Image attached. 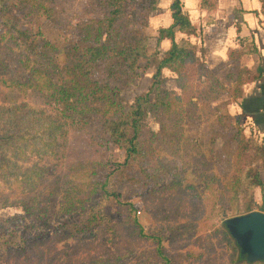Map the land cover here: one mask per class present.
I'll return each instance as SVG.
<instances>
[{"label": "trees", "instance_id": "1", "mask_svg": "<svg viewBox=\"0 0 264 264\" xmlns=\"http://www.w3.org/2000/svg\"><path fill=\"white\" fill-rule=\"evenodd\" d=\"M156 3L90 0L84 3L88 17L75 24L76 40L46 54L31 85L35 102L84 133L90 147L113 146L123 160L71 167L60 186L49 184L53 190L19 200L24 223L0 218V264H249L216 221L228 211H255L254 192L264 186V140L246 138L242 116L227 110L241 99L244 86L258 79L240 65L243 56L257 54L256 47L238 38V48L227 56L229 71L216 77L196 43L174 41L175 28L200 38L203 30L172 0V23L156 38L157 45L168 40L169 48L147 55L144 28ZM199 8L210 12L214 0H200ZM43 11L40 0H0V73L15 87L21 66L11 72V65L45 49L46 38L35 22ZM207 19L204 26L212 21ZM260 25L264 31V22ZM149 68L147 89L127 102L122 91ZM163 70L174 74L175 90L164 87ZM11 114L10 124L0 118V170L13 165L9 147H33L35 130L45 126L25 105ZM212 121L227 137L219 147L221 136ZM231 155L241 161L228 172L223 166H232ZM128 166L145 186H133L129 198L120 200L110 184ZM40 171L36 177L43 180ZM141 211L148 215L147 225Z\"/></svg>", "mask_w": 264, "mask_h": 264}, {"label": "rangeland", "instance_id": "2", "mask_svg": "<svg viewBox=\"0 0 264 264\" xmlns=\"http://www.w3.org/2000/svg\"><path fill=\"white\" fill-rule=\"evenodd\" d=\"M89 1L90 0H40L44 13H41L40 16L38 15L35 22H37L39 26L38 29L46 38L47 42L44 47L45 49L39 50L36 54L33 53L29 59L22 62L19 66L11 65V72L21 66L19 73L22 75L17 82L14 81L17 87H15L10 77L0 73V118L4 117L5 123L10 124L12 117L11 111H13V109H20L25 105L26 109H31L38 114V124L45 125L35 130V144L33 147L27 146L24 148L23 146L15 145L9 147L12 151L7 152L6 155L13 165L11 168L0 170V218L2 220L24 223L22 212L16 206V203L30 196L31 193L48 192L51 187L49 184L60 186V182L64 180L63 175L66 174L68 170L70 171L71 167L77 166L80 169L83 166L88 167L91 164L95 166L99 164L98 167H104L108 162L123 160V153L118 152L113 146H109L106 149L90 147L86 141L87 136L84 133H79L78 131H73L71 128H68L63 124V121L57 118L55 110L47 108L43 103L35 102V96L30 95L34 76L46 64V54H51L55 50L65 47L76 40V34L74 33V29L76 28L75 24L82 22L83 19L88 17L84 15V3ZM167 1V9H169L172 1ZM181 1L182 0H177V5L182 11L187 12ZM229 1L230 0H216L217 6L213 14H215L217 18H220V21H222V19L226 21L227 16L225 13H229L230 11H227V3ZM157 3L159 4L161 1L157 0ZM46 11L47 15L43 16ZM199 12H201V10L197 11L195 14L196 16H200L199 20L196 19V23L199 24L201 22L203 24L205 17L203 19V16ZM259 14L264 22V7L263 10H260ZM153 49L154 48L149 47L147 55L151 54ZM258 68L260 69V66H258ZM149 69L145 71L141 80L135 85L122 91L121 96L123 99L127 102H131L136 95L147 89L150 77L153 74L151 73L153 72V68H151V70ZM216 73L221 72L219 71ZM172 78H174V76L163 73L164 87L174 90L175 87L172 83ZM23 88H25L24 91ZM263 102L264 98L260 100V104H263L262 109L252 112L256 113L255 115H258L261 119V124L259 125L255 124L258 123L259 120L251 118L252 120L250 121L249 118L244 116H248V114L241 104V106L239 104L231 106L230 104L229 107H227L231 115L240 114L242 116L246 138L252 136L258 141L264 140ZM210 124L219 136H221L216 144V146L219 147L223 144V141L227 140V137L225 133L218 128L215 122L212 121ZM50 131H52L51 134ZM25 137L26 135H24V138ZM49 138L54 139L51 145L47 143V139ZM226 143L233 153L235 147L232 145L231 141ZM240 161V158L231 155L230 163H232L233 167H223L228 170V172H231L234 167L240 164ZM221 162L225 164L223 160H221ZM110 165L114 166V163ZM107 169L111 168L108 166ZM40 170H43V180L37 179L36 177V173H41ZM120 171L122 175L115 176L113 184L111 183L110 186L112 189L114 188L118 191L120 200H125L132 194L134 189L133 186H145V184L143 182L138 184L142 179L135 167L128 166L122 168ZM24 177H27L26 182H23ZM260 177L264 184V168L260 170ZM96 179L101 181L102 175H98ZM58 180L59 184H56L55 182ZM52 187L51 190H53ZM61 192L63 191L61 190ZM254 198L256 201L255 211L260 212V206L264 207V186L262 191L259 189L255 190ZM57 202L58 196L55 195L52 206L50 207L51 212L54 211ZM236 215L241 214L237 211H228L226 213V218H231ZM139 218L147 225L148 215L145 212L141 211V213H139ZM223 218V216H219L216 222L218 224L221 223Z\"/></svg>", "mask_w": 264, "mask_h": 264}, {"label": "crops", "instance_id": "3", "mask_svg": "<svg viewBox=\"0 0 264 264\" xmlns=\"http://www.w3.org/2000/svg\"><path fill=\"white\" fill-rule=\"evenodd\" d=\"M160 1L161 3H156L155 10L148 16L147 26L144 28V32L148 37L146 53H148L149 47L154 48L153 51L157 49L159 52H165L170 45L166 39L162 40L158 45L156 43L158 30L167 28L172 23L170 9H167L168 1ZM181 2L186 8L191 24L195 27H202L203 31L200 38L198 36H187L175 28L173 30L174 41L189 39L190 42L196 43L199 51L204 55L207 67L216 77H221L229 71L227 56L230 50L238 48V38L253 41L257 54L243 56L240 59V65L259 76L256 81L244 86L242 97L236 105H242L248 114V116L244 115L246 118H249L250 121L253 118L257 119L259 121L255 124H261L259 116L252 112L262 109L263 104H260V100L264 98V31L260 25L263 19L260 18L259 14L264 7L263 0H230L227 3V11H230L225 13L227 16L226 21L224 19L220 21V18L213 14L217 6L216 0H214V8L210 12L199 8L200 0H182ZM199 10H201L199 13L203 16V19L205 17L204 23L208 20V16L212 17L209 25L204 26V23H196V19H200V16L195 15ZM258 66H260V69ZM219 71L221 73H216ZM163 73L174 76L167 70L162 71V76ZM174 79L175 76L172 78V83L175 87ZM165 88L168 89L167 87ZM233 105L235 104L231 106Z\"/></svg>", "mask_w": 264, "mask_h": 264}, {"label": "water", "instance_id": "4", "mask_svg": "<svg viewBox=\"0 0 264 264\" xmlns=\"http://www.w3.org/2000/svg\"><path fill=\"white\" fill-rule=\"evenodd\" d=\"M221 225L234 241L238 256L252 264L264 262V213L251 211L245 214L226 218Z\"/></svg>", "mask_w": 264, "mask_h": 264}]
</instances>
